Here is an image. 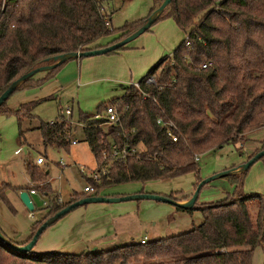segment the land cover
<instances>
[{
    "label": "trees",
    "instance_id": "trees-1",
    "mask_svg": "<svg viewBox=\"0 0 264 264\" xmlns=\"http://www.w3.org/2000/svg\"><path fill=\"white\" fill-rule=\"evenodd\" d=\"M162 1L152 0L145 17L113 29L106 25L110 16L97 0H0V94L24 73L53 64L54 56L105 47L130 35ZM164 17L173 18L187 38L136 86H124L122 96L99 103L98 112L107 106L116 109L119 122L105 128L104 117L79 113L83 141L106 173L97 181L86 178L92 192H74L61 203L53 196L42 219L32 224L28 239L10 243L26 244L45 220L69 203L98 196L114 185L170 180L193 173L196 186L201 180L197 161L201 154L244 140L248 132L264 127V0H169L152 24ZM113 33L118 35L107 45L95 44ZM122 48L124 45L106 54ZM66 61L44 70L42 78L29 76L13 92L31 80L38 86L52 79ZM204 63L209 64L202 68ZM150 78L152 82H148ZM8 98L0 105V112L16 116L20 125L33 103L12 110L5 106ZM164 122L173 124L169 130L176 141L167 134ZM38 128L44 146L68 150L73 125L55 120L41 122ZM113 145L125 149L123 159L112 156ZM262 149L264 144L246 161ZM34 165L27 164L33 184L44 180L36 187L41 194H50L45 170ZM248 169L223 175L233 191L219 201L200 207H195L196 201L190 207L175 205L177 211L200 210L202 222L191 223L184 232L87 253L35 252L33 248L20 252L0 238V264H252L254 249L264 240V197L241 192ZM7 186L0 184V195ZM165 196L176 201L171 194Z\"/></svg>",
    "mask_w": 264,
    "mask_h": 264
},
{
    "label": "rangeland",
    "instance_id": "rangeland-1",
    "mask_svg": "<svg viewBox=\"0 0 264 264\" xmlns=\"http://www.w3.org/2000/svg\"><path fill=\"white\" fill-rule=\"evenodd\" d=\"M97 1L100 3L102 10L110 16V27L113 29L120 28L126 22L145 17L152 4V0ZM117 35L118 33H113L102 36L96 40L95 44L105 46ZM186 35L187 33L176 25L173 18H161L147 30L126 43L124 48L111 54H96L78 58L80 62L77 63L76 68L68 60L57 71V73H60L59 78L46 80L38 86H33L31 80L9 96L5 106L12 110L19 109L23 104L33 103V105L28 110L29 115L21 119L20 125H18L16 116L0 112V184L8 185L2 190L3 194L0 195V229L8 239L15 240V242L26 239L32 224L46 213L47 209L42 205L45 198L41 196L40 190L36 187L45 182L42 180L34 185L27 168V164L29 162L34 163L39 153L44 159V163L41 166L36 165V167L47 170L46 181L52 189L57 190L62 199L67 198L73 191H82V188L84 189L89 184L86 180L89 171L97 169L94 156L87 143L83 141L81 127L76 123L79 113L84 112L90 116L102 115L104 112H98L99 103L106 104L111 99L122 96L124 93L123 87L127 86L123 82L92 81L91 79L99 76H113L114 68L112 70L109 65L105 66V63L103 67L97 68V59L109 58L112 61L110 63L115 64L117 67V72L122 66L127 68L128 64L133 69L144 67L145 70L141 75L136 73L132 77L130 83L135 84L159 60L171 56L172 51L184 40ZM124 52L126 58L122 56ZM85 65L90 69L88 76ZM80 71L81 75H78ZM45 74L44 70L39 71L32 76V79L42 78ZM66 107L72 109L71 115L64 118L69 122L72 121L70 125L74 126L72 137L76 140L75 144L70 145L68 150L44 146L38 128L40 123L56 120L61 114V109ZM103 126L106 128L108 124H103ZM19 128L21 129V135L19 134ZM262 144H264V127L248 132L244 140L224 145L215 151L203 153L197 160L199 165L198 176L202 180L217 175L233 165H243L247 156ZM31 165L35 167L34 164ZM195 181V174L188 173L170 180L118 184L110 187V189H115L119 194L126 195L134 194L131 190L139 188L143 193L171 194L174 198L184 195H190L191 197L196 188V186H193ZM30 185H32L30 188L36 191V195L31 196L35 208L32 212L22 204L19 196L9 192L12 189L16 193L21 188L25 187V190ZM232 191L233 186L223 176L212 178L201 186L195 207L219 201L225 198L227 192ZM241 192L243 194L258 193L264 197V158L258 159L250 165L245 174ZM54 195L58 194L54 193L48 196L47 199ZM117 203L101 202L91 205L95 208V215H97V210L101 206L106 209ZM119 203L133 205V207L140 205L137 206L139 209H134V212L139 213L141 218L145 219V223L139 227H136L133 221L125 224L131 227L134 236L128 242H136V238L141 235H146L147 241H150L181 233L187 230L191 223L199 224L202 222L199 209H193L190 213L185 212L186 214L179 213L175 211L176 209L171 203L144 198ZM85 207L89 212L91 206L88 204ZM85 207L79 206L71 210L59 222H55L56 224L53 223L45 229L33 250L35 252L52 250L78 252L77 249L63 243L65 241L70 242L69 230L63 229L59 233V229V234H54V231L58 230L55 227H58L57 225L61 221H70L77 216L81 218L82 215L79 211H84ZM84 215L82 216L83 219H90L91 215L87 213H84ZM121 242L123 241L113 245L97 244V246L88 244L87 249L82 252L87 253L94 249H108L126 244ZM263 260L264 240L261 245L254 249L252 264H263Z\"/></svg>",
    "mask_w": 264,
    "mask_h": 264
},
{
    "label": "crops",
    "instance_id": "crops-1",
    "mask_svg": "<svg viewBox=\"0 0 264 264\" xmlns=\"http://www.w3.org/2000/svg\"><path fill=\"white\" fill-rule=\"evenodd\" d=\"M110 25H111V23H110ZM109 42H107V43H109ZM105 45H107V44H105ZM125 52H124V54H122V56L124 58H126V56H125L126 53ZM116 58H115V60H116ZM79 62L80 61L78 60V58L69 59V63L73 64L75 66V68L77 66V63L79 64ZM110 62H112V61L109 58H105V59L98 58L96 63H97V68L103 67L104 63H105V66L109 65L112 70L114 68L113 76H106V75L105 76H99V77H97L95 79H91V80L92 81H97V82L98 81H102V80L103 81H109V82H123V83H125V85H129V84H131L130 82H132V77L134 76V74L137 73V75H141V73L145 70L144 67L133 69L132 66L128 64L127 68H125V66H122L120 68V70L117 72V67L115 66V64L110 63ZM85 67H86L85 68L86 74L88 76V74L90 73V69L86 65H85ZM79 74L81 75V71L78 72V75ZM59 75H60V73H57V75H55L53 78H59ZM128 77H129V79H128ZM52 79H50V80H52ZM91 80H88V81H91ZM38 155H41V154L39 153ZM29 164H35V162L34 163L33 162H29ZM37 166H41V165H37ZM45 173H47V170H45ZM137 184H139V183H137ZM112 187H114V186H112ZM22 190L23 189H20V190L16 191V193H15V191L11 189V190H9V192H13L16 196H19V193ZM131 191H133L132 193H141L139 188L138 189H133ZM74 192H77V191H73L71 194H69V196L67 198H65V199L63 198V201H67L69 199V197ZM28 193H29V191H28ZM54 193L59 195L57 190L52 189V192L50 194H46L45 193V194H41V196H43L46 199V198H49L48 196L53 195ZM77 193H86V192L82 188V191L77 192ZM105 194L106 195L107 194L118 195V196L119 195H126V194H119L118 191H116L115 189H110V187L103 189L99 195L105 196ZM29 195L31 197L32 195H36V194H29ZM189 197H190V195H188V196L184 195L182 197L176 198V201L180 202V203H184L185 201H187V199H189ZM31 200H32V197H31ZM32 202H33V200H32ZM96 203H101V202H96ZM96 203H88L89 206H91V209H90L89 212L87 211V208L85 207L88 204H85V205L81 206V207H85L84 211H82V210L79 211L80 215H82V216H85L84 213H87V214L91 215L89 217L90 219H87V218L83 219L82 216H81V218H79L77 216L75 219H71L70 221H66V222L61 221L59 223V225H57L58 227H55V228H58V230L54 231V234L61 233L63 229L69 230V232H70L69 238H71L69 240L70 242L67 243L65 241L63 243L64 244H68V246H71V247L77 249L78 252H75V253H81L82 251L87 249V247H88L87 245L88 244H90L91 246H93V245L97 246V244L98 245H101V244H104V245H109V244L111 245L112 244L113 245V244H116V243H120V241H123L121 243H126V244L127 243H131V242H128V240L130 241V239H132L134 236L132 234L131 227H129V225H125V224L126 223H130V221L131 222L133 221L134 225L136 227H139L143 223H145V219L141 218L139 213H135L134 212V209L135 208L139 209V208H137V206H140V205H136V206L133 207V205H126L125 203L110 202V203H117V204L114 205L113 207H108L106 209H105V207L101 206L97 210V215H95V208L91 204L95 205ZM78 207H76V208H78ZM34 209L35 208H33V210ZM32 211H30V212H32ZM175 211H177V210H175ZM177 212L185 213V211H177ZM67 213H69V212H67ZM65 215H63V216H65ZM43 216L44 215L40 216V219H42ZM61 218L57 219L55 222L56 223L59 222ZM40 219H38V221ZM55 222H53V223H55ZM52 224H50V225H52ZM49 226H47L45 229H47ZM189 228H190V226L188 227V229ZM45 229L42 231V233L45 231ZM59 229H60V232L58 233ZM0 231H1V229H0ZM29 231L30 232H28L29 234H27V238L26 239L20 240L19 242H16V243H21V242H24L25 240H27L28 237L31 234V228H30ZM4 236L7 237L6 235H4ZM143 236H146V235H141L138 238L135 237L137 242H139L140 238L143 237ZM7 239H8V237H7ZM8 240H11V239H8ZM38 240H39V238H37V241ZM12 241L15 242V240H12ZM37 241L35 242L34 246L36 245ZM56 251H60V250H56ZM60 252H63V251H60ZM66 253H72V252H66Z\"/></svg>",
    "mask_w": 264,
    "mask_h": 264
},
{
    "label": "water",
    "instance_id": "water-1",
    "mask_svg": "<svg viewBox=\"0 0 264 264\" xmlns=\"http://www.w3.org/2000/svg\"><path fill=\"white\" fill-rule=\"evenodd\" d=\"M169 0H163L162 3L159 5V7L154 11V13L149 16L146 20V22L140 26L136 31H134L133 33H131L130 35L124 37L123 39L107 45L105 47H100V48H95V49H91V50H86V51H81V52H75V53H69V54H62L59 56H54L53 60H55V62L53 64H48V65H40L26 73H24L22 76H20L16 81H14L11 86L9 88H7L5 91H3L0 94V105L2 104V102L8 98V96L13 92V90L26 78H28L29 76L39 72V71H43V70H48V69H52L54 67H56L57 65L61 64L62 62H64L65 60H68L69 58L73 57V58H77L80 56H91V55H96V54H105L109 51L115 50L117 48H119L120 46L125 45L126 43H128L129 41H131L133 38H135L136 36H138L139 34H141L142 32H144L145 30H147L152 23L154 22L155 17L159 14V12H161V10L168 4ZM262 156H264V149L258 151L255 155H253L250 159H248L243 165H239V167L229 170L231 171H239L240 169L245 170L247 168L250 167V165L252 163H254L256 160L260 159ZM229 171H223L217 175L208 177L206 179H202L198 182V184L196 185V188L194 190V193L192 194V196L190 197V199H187V201H185L184 203H180L177 202L175 200L170 199L169 197L165 196V195H161V194H153V193H134L131 195H122V196H103V195H92V196H87L84 198H81L79 200H76L74 202L69 203L67 206H65L64 208H62L61 210H59L58 212H56L54 215H52L51 217H49L47 220H45L35 231V233L33 234V236L30 238V240L24 244V245H14L12 243H10V241L3 235V233L0 231V238L3 239L7 244H9L10 246H12L14 249H16L17 251L20 252H27L29 250H31L35 244V242L37 241L38 236L41 234V232L50 224H52L53 222H55L59 217L65 215L67 212H69L71 209L78 207V206H82L88 203H96V202H121V201H127V200H132V199H153V200H157V201H162V202H167V203H171L172 205H178L181 207H190L194 204V202L197 199L198 196V192L201 188V186L203 184H205L206 182H208L209 180H211L212 178H215L217 176H223L226 173H228ZM19 197L20 200L22 201V203L25 205V207L29 210L32 211L33 210V202L31 200V197L28 193L27 190H22L19 193Z\"/></svg>",
    "mask_w": 264,
    "mask_h": 264
},
{
    "label": "built area",
    "instance_id": "built-area-1",
    "mask_svg": "<svg viewBox=\"0 0 264 264\" xmlns=\"http://www.w3.org/2000/svg\"><path fill=\"white\" fill-rule=\"evenodd\" d=\"M105 23H106L107 26H110L107 18H106ZM186 38H187V36H186ZM188 43L189 42L187 40L186 41V44H188ZM208 64L209 63H207V64L204 63V64L201 65V67L202 68H205ZM152 81H153L152 78L148 79V82H152ZM134 85L136 86L137 83H135ZM71 113H72L71 107L62 108L61 109V114H60L59 117H57L56 121L58 123L66 122L68 124H72V121L69 122V121L65 120V118H64L65 116L66 117H69L71 115ZM93 117L94 118L104 117L105 118L104 124H115V123L119 122V115H118L116 109H114L111 106H107L106 109H105V111H104V113L102 115L95 114V115H93ZM53 121H55V120H53ZM53 121H51V122H53ZM157 122L161 124V120L160 119L157 120ZM77 124H79L81 126L80 123H77ZM162 124L167 127V129H166L167 130V134L169 136H171V138H172L173 141H176V137L173 136L172 133H171V131L169 130V127H172L173 124L171 122H164ZM75 142H76V140L75 139H72L70 143L71 144H74ZM125 153H126L125 149L118 150L115 145L112 146V156L115 157L116 159H123L125 157ZM196 160H197V158H196ZM43 163H44V159L42 158L41 155H38V157L35 159V164L36 165H42ZM105 173H106V168H104V167H100L99 168L97 166V169L92 170V171H89L88 178L92 179L93 181H97V180H99V177L101 175H104ZM83 190L85 192H92L93 191V186L91 184H88V185H86L84 187ZM29 194H36V191L34 189H30L29 190ZM54 196L56 197V199H57L58 202H60V203L63 202V199H62V197H60V195L59 196L58 195H54ZM50 199H47V198L44 199L43 202H42V205L44 207H49L50 206ZM146 242H147V237L146 236L141 237L140 240H139V243H141V244H144Z\"/></svg>",
    "mask_w": 264,
    "mask_h": 264
}]
</instances>
